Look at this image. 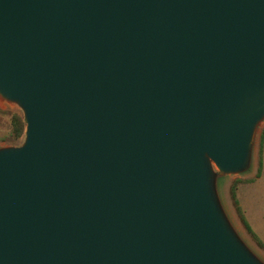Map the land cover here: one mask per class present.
<instances>
[{
  "label": "water",
  "instance_id": "obj_1",
  "mask_svg": "<svg viewBox=\"0 0 264 264\" xmlns=\"http://www.w3.org/2000/svg\"><path fill=\"white\" fill-rule=\"evenodd\" d=\"M0 264H263L218 181L264 120V0H0Z\"/></svg>",
  "mask_w": 264,
  "mask_h": 264
},
{
  "label": "rangeland",
  "instance_id": "obj_2",
  "mask_svg": "<svg viewBox=\"0 0 264 264\" xmlns=\"http://www.w3.org/2000/svg\"><path fill=\"white\" fill-rule=\"evenodd\" d=\"M16 119H19L20 134L17 136ZM25 122L21 110L14 104L0 100V147L20 146L24 140ZM262 144L261 174L256 178L259 160V147ZM251 168L241 175L226 176L218 181L217 189L222 208L236 234L245 246L264 264V120L259 124L253 147ZM254 180V181H253ZM253 181V182H252ZM241 185L240 187H238ZM235 186L241 214L230 198V189ZM244 212V213H243ZM245 215V216H244ZM241 216L245 217L257 238L243 226Z\"/></svg>",
  "mask_w": 264,
  "mask_h": 264
},
{
  "label": "trees",
  "instance_id": "obj_3",
  "mask_svg": "<svg viewBox=\"0 0 264 264\" xmlns=\"http://www.w3.org/2000/svg\"><path fill=\"white\" fill-rule=\"evenodd\" d=\"M16 132H17V136L20 134V131H21V128H20V124H18L17 121H19V119H16ZM262 144H263V141L261 140L260 142V147H259V153H260V156H259V160H258V168H257V173H256V177H259L260 174H261V169H262V160H261V152H262ZM236 188L235 186H232L231 189H230V198L232 200V203L233 205L236 207V210L238 211V213H242L241 212V208L239 207V202L236 198ZM241 222L243 224V226L245 227V229L255 238H257V236L254 234V232L252 231L251 227L249 226V224L247 223L245 217L241 216ZM258 239V238H257Z\"/></svg>",
  "mask_w": 264,
  "mask_h": 264
},
{
  "label": "crops",
  "instance_id": "obj_4",
  "mask_svg": "<svg viewBox=\"0 0 264 264\" xmlns=\"http://www.w3.org/2000/svg\"><path fill=\"white\" fill-rule=\"evenodd\" d=\"M256 173H257V172H256ZM255 179H258V177H256ZM253 181H254V180H253ZM253 181H252V182H253ZM240 186H241V185H239L238 187H240ZM238 189H239V188H238ZM238 189H236V192H237ZM236 196H237V193H236ZM237 199H238V197H237ZM238 202H239V200H238ZM239 204H240V203H239ZM243 213H244V212H243ZM244 216H245V215H244ZM246 221H247V220H246Z\"/></svg>",
  "mask_w": 264,
  "mask_h": 264
}]
</instances>
